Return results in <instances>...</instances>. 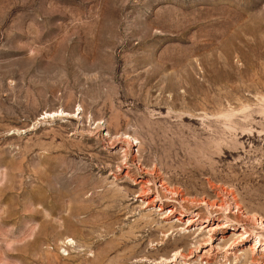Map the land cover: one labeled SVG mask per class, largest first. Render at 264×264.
<instances>
[{
    "label": "rangeland",
    "instance_id": "obj_1",
    "mask_svg": "<svg viewBox=\"0 0 264 264\" xmlns=\"http://www.w3.org/2000/svg\"><path fill=\"white\" fill-rule=\"evenodd\" d=\"M139 176L264 222V0H0V264L188 248Z\"/></svg>",
    "mask_w": 264,
    "mask_h": 264
},
{
    "label": "bare ground",
    "instance_id": "obj_2",
    "mask_svg": "<svg viewBox=\"0 0 264 264\" xmlns=\"http://www.w3.org/2000/svg\"><path fill=\"white\" fill-rule=\"evenodd\" d=\"M50 115L48 113L47 117H50ZM128 144L129 147L127 146L123 149L122 141L118 139L111 145L113 150L121 151L123 158L121 165L126 164L124 161L129 155V150L135 146L131 142H128ZM119 171L120 178L129 179L130 170L127 166L121 167ZM132 181L139 186L137 194L142 198V203L144 202L147 208H156L157 211H162L165 204L164 198H168V203L175 204L168 209V214L161 217L162 221L160 223H164L167 226V229L162 227L161 233L163 239L168 238V235H172L173 233H184L186 234L185 236L191 237L188 248H180L174 251L172 256L154 260V264H264L263 221L257 220L255 216H252L251 219L247 218V221L251 220L249 222L251 225L249 226L247 222H243L240 230L238 225L240 222L238 220L239 217L235 215L237 212L231 211V204H227L225 198L213 200V203L201 200V205L205 206L206 214L202 213L203 211L198 208L200 206L198 205L196 212L191 217H188L187 207L183 205L179 209L177 206H181L185 201L182 199V195L173 193L170 188L163 185L164 183L159 182L160 188H158L155 182L151 183V180H144L141 176L134 177ZM189 202L191 205V201ZM237 209V205L234 206V210L236 211ZM175 213H179V215L171 222V217ZM227 229H229L228 232ZM250 238H254L251 244H249ZM145 258L146 256H142L138 262L145 261Z\"/></svg>",
    "mask_w": 264,
    "mask_h": 264
}]
</instances>
